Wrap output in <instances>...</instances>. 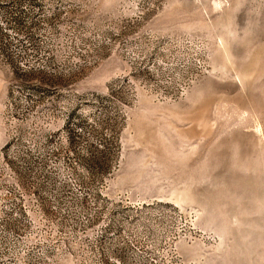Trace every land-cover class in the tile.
I'll list each match as a JSON object with an SVG mask.
<instances>
[{"label": "rangeland", "instance_id": "374dc122", "mask_svg": "<svg viewBox=\"0 0 264 264\" xmlns=\"http://www.w3.org/2000/svg\"><path fill=\"white\" fill-rule=\"evenodd\" d=\"M0 264H264V0H0Z\"/></svg>", "mask_w": 264, "mask_h": 264}]
</instances>
